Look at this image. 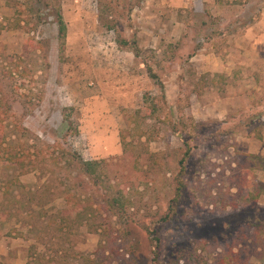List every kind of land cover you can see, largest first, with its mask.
Returning <instances> with one entry per match:
<instances>
[{"label": "rangeland", "instance_id": "1", "mask_svg": "<svg viewBox=\"0 0 264 264\" xmlns=\"http://www.w3.org/2000/svg\"><path fill=\"white\" fill-rule=\"evenodd\" d=\"M263 6L0 0V264H264V82L196 68Z\"/></svg>", "mask_w": 264, "mask_h": 264}, {"label": "crops", "instance_id": "2", "mask_svg": "<svg viewBox=\"0 0 264 264\" xmlns=\"http://www.w3.org/2000/svg\"><path fill=\"white\" fill-rule=\"evenodd\" d=\"M220 1L224 3L227 0ZM240 33L236 37L235 49H233V51H235L234 55L228 53L229 56H232L230 61L226 59L223 61L225 63H223L221 60L217 61L209 58L210 54H207L205 55L206 60L204 59V62L197 63L198 67H196V65L195 67L204 73H221L220 75L218 73H212L215 76L243 75V73L248 75V73H253L256 74V77L260 82H264V6L258 15V18L247 29H244ZM200 52L201 51H199V53ZM199 53L197 55L201 56L202 52ZM229 64H234V66L229 67ZM208 75H211V73H208ZM257 141L258 143H261L264 140L261 141V137H258Z\"/></svg>", "mask_w": 264, "mask_h": 264}, {"label": "trees", "instance_id": "3", "mask_svg": "<svg viewBox=\"0 0 264 264\" xmlns=\"http://www.w3.org/2000/svg\"><path fill=\"white\" fill-rule=\"evenodd\" d=\"M17 4H18L17 5L18 7L16 9V13H17V15H20V14H22V11L18 8H19V6H21V4H19L18 2H17ZM55 23L57 26L58 38L61 41V44H63L64 39L66 37V23H65L64 18L62 16L60 8H57L56 12H55ZM125 42L126 41L123 39L118 40V43L121 46H123L125 44ZM152 76H154V75H152ZM1 153L7 154L6 158L8 159L9 162H11L13 164H19L21 167L24 166L23 162H21L19 160L17 153L16 152L12 153L10 151L9 147H4V148L0 147V154ZM0 157H1V155H0ZM73 157H75L74 160L78 164V167L85 174L90 175V174L96 172V165L98 164L97 161H95V160L84 161V160H82L81 157L74 155V153H73ZM252 201H255V200H252ZM62 212L65 213V216H63V217H62V215L60 216V223L61 224H59V227H61L62 224H66L68 226H71L70 225L71 222L72 223L74 221L79 222L82 220L81 213L79 212V206L78 207H70L69 206L65 209H62ZM256 226L258 227L257 230L259 229V233L257 235V238H259L260 236H263V238L261 239V241L263 243V241H264V230H262V229L264 228V219H262V218L258 219V223H256ZM40 240H42V238H40ZM246 250H247V246L240 247L236 253H234V254L232 253L231 258L226 262V264H245V263H243V260L241 258H242V256H244L246 254ZM39 256H41V255L39 254ZM233 256L235 257L234 259H233ZM40 259L41 260L39 262L37 261V264H48V262L44 259V257H42ZM223 259L224 258H222L220 261L221 264L223 262ZM27 264H30V262H28Z\"/></svg>", "mask_w": 264, "mask_h": 264}]
</instances>
